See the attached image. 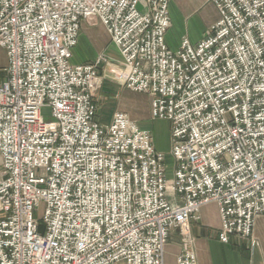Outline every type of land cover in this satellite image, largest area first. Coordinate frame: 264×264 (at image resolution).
Here are the masks:
<instances>
[{"label": "built area", "instance_id": "obj_1", "mask_svg": "<svg viewBox=\"0 0 264 264\" xmlns=\"http://www.w3.org/2000/svg\"><path fill=\"white\" fill-rule=\"evenodd\" d=\"M170 1L0 0V264H164L171 230L175 264H197L190 221L211 203L222 243L258 245L264 0H209L218 21L175 52L164 41ZM93 20L118 64H70L81 23ZM103 64L151 99L153 120L169 122L170 179L149 130L122 112L95 120Z\"/></svg>", "mask_w": 264, "mask_h": 264}, {"label": "crops", "instance_id": "obj_2", "mask_svg": "<svg viewBox=\"0 0 264 264\" xmlns=\"http://www.w3.org/2000/svg\"><path fill=\"white\" fill-rule=\"evenodd\" d=\"M168 14L170 25L164 35V41L170 51H177L183 38L196 45L206 37L219 19L216 7L209 0H171ZM72 51H75L76 55H73ZM0 55L3 58L0 69L3 70L7 61L5 51L1 48ZM100 56L112 61L120 60V55L105 28L96 20L83 21L77 44L71 50L70 64L75 66L94 63ZM138 96H143L144 102L140 106L141 119H146L150 113L149 97L124 87H119L115 92L104 87L93 98L97 108L96 121L103 117V114H107L110 123L114 112H122L129 118V113L137 107ZM138 126L149 130L145 125ZM219 230L217 206L213 203L202 206L197 218L190 221L189 230L192 238L191 248L197 264H264V216L254 219L252 235L258 245L252 249H249L244 241L232 239L229 244L222 243L219 240ZM167 252L171 253L175 261L180 252V236L177 230H171L169 233L164 258Z\"/></svg>", "mask_w": 264, "mask_h": 264}, {"label": "rangeland", "instance_id": "obj_3", "mask_svg": "<svg viewBox=\"0 0 264 264\" xmlns=\"http://www.w3.org/2000/svg\"><path fill=\"white\" fill-rule=\"evenodd\" d=\"M72 52H73V55H76L75 51H72ZM172 52H175V51H172ZM100 57L104 58V56H100ZM6 61H7V59H6ZM108 61L111 63L118 64V62L120 60L112 61V60L108 59ZM2 65H3V58H2V55H0V66H2ZM101 68H102V70L105 71V73L104 72L103 73L106 75V77L103 81V85L101 86V88L98 91H100L101 89L106 87V89L109 88L115 92L119 87H123L116 79H114L113 76H111L112 74L109 73V71H108L109 67L108 66L106 67L105 64H103V65H101ZM4 70L5 69H3V70L0 69V85L2 83H4V81L6 80V73ZM140 95H144V94H140ZM138 97L139 98L136 99L137 107L134 108V110L131 111V113L128 112L129 118L132 120H135L134 122L137 125H145L148 127V129L151 133V136L153 138V144H154L155 149L157 151L161 152L163 154V156L165 157L166 177H167V179H170L172 177V172H173V167H174V162H173V159H172L171 154H170V124H169V122H167L165 120H157V119L153 120L150 116V113H149V117H147L146 119H141L142 117H141L140 106L143 104L144 101L142 100L143 96H142V98H141V96H138ZM144 97H148V96L144 95ZM149 102H151L150 98H149ZM103 110H104V108H103ZM96 111H97V108H96ZM43 117H44L43 118L44 121H46V122L52 121V118L49 115H47L46 109L43 110ZM107 117H108L107 114H103V117H101L97 122L99 124H102V125H108L109 119ZM42 214H43V205L41 204L39 209L37 211H34L33 215L37 220L41 221ZM180 250H181V240H180ZM165 255L166 256L164 258V264H175L174 258L171 256V253L168 254V252H167V253H165Z\"/></svg>", "mask_w": 264, "mask_h": 264}]
</instances>
